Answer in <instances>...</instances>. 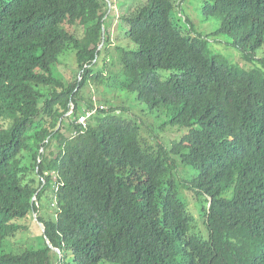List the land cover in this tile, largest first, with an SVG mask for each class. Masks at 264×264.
<instances>
[{
	"label": "trees",
	"instance_id": "obj_1",
	"mask_svg": "<svg viewBox=\"0 0 264 264\" xmlns=\"http://www.w3.org/2000/svg\"><path fill=\"white\" fill-rule=\"evenodd\" d=\"M197 1L219 35L264 48V0ZM137 2L118 17L135 49L115 48L113 73L106 0H0V264H264V57L252 71L218 65L172 24L170 1ZM92 84L172 113L181 141L147 144L124 109L98 110L82 131ZM180 167L197 174L184 183L202 237L175 191ZM34 214L60 254L45 236L40 250H7Z\"/></svg>",
	"mask_w": 264,
	"mask_h": 264
},
{
	"label": "rangeland",
	"instance_id": "obj_2",
	"mask_svg": "<svg viewBox=\"0 0 264 264\" xmlns=\"http://www.w3.org/2000/svg\"><path fill=\"white\" fill-rule=\"evenodd\" d=\"M112 10L109 12L106 21V27L109 25L110 43L109 47L111 56L114 63L108 69L113 73L118 71L116 64V51L115 48H123L130 51L135 49L133 43L127 38V26L119 21L118 17L133 8L138 2L137 0H112ZM173 6L174 10L170 15L171 22L174 26L178 27L184 34L194 37H200L203 43V49L210 58L216 59L218 65L228 68L239 69L242 71H252L257 67V61L264 57V48L253 52L252 50L244 51L236 46L233 38L218 34L219 22L215 18L206 19L201 14L202 3L197 0H168ZM191 30H190V28ZM189 30V33L187 31ZM60 66L56 67L61 75L71 77L72 73L76 71V55L75 52L69 51L59 57ZM170 74L163 73L160 75V80L164 82ZM84 94H93L97 107H102L104 110L113 108L119 110L129 111L130 117L138 119L141 123V135L145 142L151 146L156 142H160L164 148L169 151L172 147L178 144L185 132L178 127H174L171 123L173 114L168 111H154L150 112L145 106L139 105L135 100V95L122 94L120 92L110 90L106 84H92L83 90ZM86 96V97H88ZM127 113V116H129ZM68 117V116H67ZM71 122L66 121L64 128V135L71 137L74 134ZM154 142V143H153ZM57 147V142L54 149ZM196 173L193 170L180 167L176 173L175 191L183 204L192 211L195 217L193 224V233L203 236L206 232L202 225L199 214L194 210L197 207L195 196L188 192V184ZM180 187V194H179ZM43 216H50L51 213L47 211L41 212ZM25 230L22 231L18 239L9 240L6 244L9 252L18 253V250H40L44 248L43 233L38 225V221L33 217L26 222ZM22 234V235H21ZM204 238V237H203ZM11 242V243H10ZM18 251V252H16Z\"/></svg>",
	"mask_w": 264,
	"mask_h": 264
},
{
	"label": "built area",
	"instance_id": "obj_3",
	"mask_svg": "<svg viewBox=\"0 0 264 264\" xmlns=\"http://www.w3.org/2000/svg\"><path fill=\"white\" fill-rule=\"evenodd\" d=\"M98 110L99 111H102L103 108L101 106L100 107H97V105H95L94 108L85 110L79 116V118H77L75 120L76 125H78L82 131L87 130L88 129V126H89V123H90V120L92 119V117L95 115V113Z\"/></svg>",
	"mask_w": 264,
	"mask_h": 264
},
{
	"label": "water",
	"instance_id": "obj_4",
	"mask_svg": "<svg viewBox=\"0 0 264 264\" xmlns=\"http://www.w3.org/2000/svg\"><path fill=\"white\" fill-rule=\"evenodd\" d=\"M106 1L108 2V5H109V12H110V11L112 10V4H111L110 0H106ZM109 12H108L107 15L105 16L104 20L107 18ZM102 35H104V28H102ZM70 114H71V113H70ZM70 114H68L67 116H69ZM33 216H34L35 220L38 221V225L40 226V229H41V231H42V233H43V236H45V241H46V244H47L48 248H49L51 251H54V252H57V253L60 254L59 251H57L56 249H54V248L51 246L50 242H49L48 239L46 238L45 228H44V226L41 224V222L38 220L37 214H34Z\"/></svg>",
	"mask_w": 264,
	"mask_h": 264
}]
</instances>
